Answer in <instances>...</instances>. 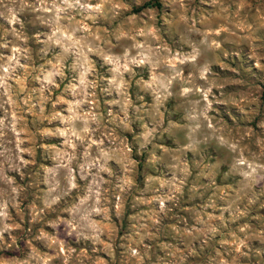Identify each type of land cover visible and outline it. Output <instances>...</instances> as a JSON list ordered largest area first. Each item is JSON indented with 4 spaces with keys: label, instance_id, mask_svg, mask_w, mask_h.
Listing matches in <instances>:
<instances>
[{
    "label": "rangeland",
    "instance_id": "374dc122",
    "mask_svg": "<svg viewBox=\"0 0 264 264\" xmlns=\"http://www.w3.org/2000/svg\"><path fill=\"white\" fill-rule=\"evenodd\" d=\"M0 264H264V0H0Z\"/></svg>",
    "mask_w": 264,
    "mask_h": 264
},
{
    "label": "trees",
    "instance_id": "16d2710c",
    "mask_svg": "<svg viewBox=\"0 0 264 264\" xmlns=\"http://www.w3.org/2000/svg\"><path fill=\"white\" fill-rule=\"evenodd\" d=\"M149 5H153L151 2H145L141 7H139L138 9H141L142 7H145V6H149Z\"/></svg>",
    "mask_w": 264,
    "mask_h": 264
}]
</instances>
